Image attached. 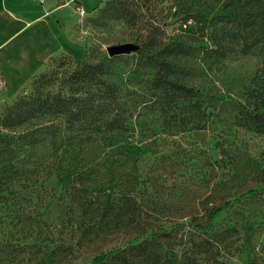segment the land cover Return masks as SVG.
Wrapping results in <instances>:
<instances>
[{"label":"trees","instance_id":"obj_1","mask_svg":"<svg viewBox=\"0 0 264 264\" xmlns=\"http://www.w3.org/2000/svg\"><path fill=\"white\" fill-rule=\"evenodd\" d=\"M197 1L169 0L166 14L161 6L152 15L143 10L141 0L107 1L95 21H116L143 31L138 43H131L138 49L112 58L103 54L95 63L75 62L69 55L54 59L48 72L32 80L29 93L4 109L0 210L5 216L18 219L23 207L28 208L23 204L27 196L35 198V215L47 225L49 205L39 210L45 199L37 190L43 181L54 179L76 233L96 237L136 217L140 201L150 199V159L155 153L129 141V132L152 122L157 124L153 131H159L154 135L210 131L222 114L221 96L198 82L196 63L249 55L255 46L244 42L235 47L243 31L254 41L259 35L264 39V0H217L206 16ZM168 19L179 21L176 36H165ZM206 21L223 25L219 43L190 42L186 34L201 35ZM127 63L129 69L119 67ZM259 94L252 106L238 104L236 117L241 129L264 136V78ZM219 149L220 159L228 155ZM41 233L46 234L44 227ZM170 234L145 228L142 239L102 256L98 264H176L161 240ZM48 235L53 239V232ZM69 247L60 243L58 249Z\"/></svg>","mask_w":264,"mask_h":264},{"label":"rangeland","instance_id":"obj_2","mask_svg":"<svg viewBox=\"0 0 264 264\" xmlns=\"http://www.w3.org/2000/svg\"><path fill=\"white\" fill-rule=\"evenodd\" d=\"M107 1L0 0V117L17 97L30 92L32 80L48 72L54 59L69 55L75 62L95 63L107 55L108 47L138 43L143 31L116 21H95ZM216 1L197 4L206 16ZM141 2L148 15L161 6L164 14L168 11L169 0ZM178 26V20L168 19L165 36H176ZM222 27L206 21L201 35L186 37L209 46L219 43ZM240 36L236 48L244 42L255 46L249 55L236 53L220 63L212 59L196 63L198 82L221 96L222 114L210 131L154 135L159 131H153L157 124L152 122L129 132V141L155 153L150 159L154 164L150 199L140 201L136 217L96 237L76 233L72 222H67L71 211L61 186L54 179L45 180L37 192L45 199L39 210L49 205L47 225L35 215L34 197H25L28 208L23 207L18 219L0 210V264H98L102 256L142 239L145 228L171 233L161 240L176 264H264V136L241 129L236 117L238 104L252 106L260 97L264 39L259 35L254 41L245 31ZM129 66L119 65L124 70ZM220 147L228 153L222 159ZM120 160L125 162L123 157ZM42 227L45 235L40 234ZM45 237L53 243L42 242ZM60 243L70 247L60 250Z\"/></svg>","mask_w":264,"mask_h":264},{"label":"water","instance_id":"obj_3","mask_svg":"<svg viewBox=\"0 0 264 264\" xmlns=\"http://www.w3.org/2000/svg\"><path fill=\"white\" fill-rule=\"evenodd\" d=\"M137 46L131 43L127 44H120L116 46H111L106 49V53L109 58L116 57V56H122L134 53L137 50Z\"/></svg>","mask_w":264,"mask_h":264},{"label":"crops","instance_id":"obj_4","mask_svg":"<svg viewBox=\"0 0 264 264\" xmlns=\"http://www.w3.org/2000/svg\"><path fill=\"white\" fill-rule=\"evenodd\" d=\"M13 21H16V22H22L20 19H16V20H14V19H12ZM22 29V28H21ZM21 29H19L16 33H14L11 37H13V36H15L16 34H18L19 32H20V30Z\"/></svg>","mask_w":264,"mask_h":264},{"label":"built area","instance_id":"obj_5","mask_svg":"<svg viewBox=\"0 0 264 264\" xmlns=\"http://www.w3.org/2000/svg\"><path fill=\"white\" fill-rule=\"evenodd\" d=\"M81 14H83V13L81 12Z\"/></svg>","mask_w":264,"mask_h":264}]
</instances>
